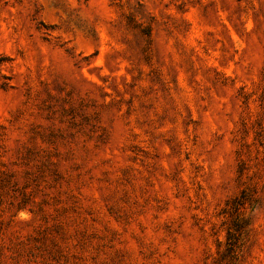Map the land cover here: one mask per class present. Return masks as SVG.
I'll return each instance as SVG.
<instances>
[{"label":"rangeland","instance_id":"1","mask_svg":"<svg viewBox=\"0 0 264 264\" xmlns=\"http://www.w3.org/2000/svg\"><path fill=\"white\" fill-rule=\"evenodd\" d=\"M0 264H264V0H0Z\"/></svg>","mask_w":264,"mask_h":264}]
</instances>
